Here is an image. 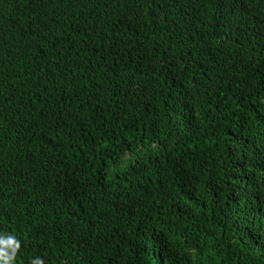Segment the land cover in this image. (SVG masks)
Instances as JSON below:
<instances>
[{"label":"trees","instance_id":"trees-1","mask_svg":"<svg viewBox=\"0 0 264 264\" xmlns=\"http://www.w3.org/2000/svg\"><path fill=\"white\" fill-rule=\"evenodd\" d=\"M0 264H264V0H0Z\"/></svg>","mask_w":264,"mask_h":264}]
</instances>
